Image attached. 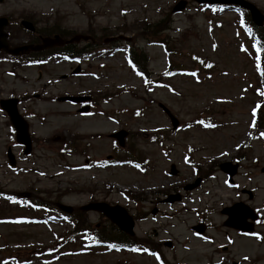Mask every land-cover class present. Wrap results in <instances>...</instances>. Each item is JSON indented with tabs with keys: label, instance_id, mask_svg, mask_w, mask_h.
Returning <instances> with one entry per match:
<instances>
[{
	"label": "rangeland",
	"instance_id": "1",
	"mask_svg": "<svg viewBox=\"0 0 264 264\" xmlns=\"http://www.w3.org/2000/svg\"><path fill=\"white\" fill-rule=\"evenodd\" d=\"M177 1H0V15L13 23L12 44L28 37L17 28L21 17L40 29L119 41L117 50L96 49L82 74L72 75L75 63L66 60L17 68L14 75L2 65L0 97L29 98L22 106L35 111L37 141L28 165L10 171L6 149L12 137L0 111V217L8 218L0 219V264H160L148 252L81 246L83 236L72 233L67 220H26L41 212L16 202L25 193L74 208L90 199L123 205L136 219L135 237L154 246L168 264H264V79L255 65L254 37L234 10L213 12L188 0L184 10L172 12ZM250 1L264 13V0ZM160 40H167V48L155 43ZM127 42L146 56L145 82L128 62ZM85 91L94 96L88 115L78 112L81 104L57 99ZM159 103L178 120L177 127ZM256 106H262L260 128L252 126ZM121 128L128 131L124 149L109 137ZM71 139L80 152L65 150ZM108 154L121 164L92 166ZM85 159L86 166H67ZM225 161L239 164L231 181L219 168ZM172 164L176 172L169 174ZM196 179L198 185L183 189ZM166 191L179 193L180 200L162 202ZM235 202L261 214L254 234L223 224L222 209ZM85 215L91 222L98 216ZM199 221L207 237L192 230Z\"/></svg>",
	"mask_w": 264,
	"mask_h": 264
},
{
	"label": "water",
	"instance_id": "2",
	"mask_svg": "<svg viewBox=\"0 0 264 264\" xmlns=\"http://www.w3.org/2000/svg\"><path fill=\"white\" fill-rule=\"evenodd\" d=\"M196 1L201 2V3L202 2L238 3V4H241L245 7H247L251 11L252 20L255 22V24L261 25L263 20H264V16L259 12V10L255 6L251 5L250 3L245 2L243 0H196ZM184 5H185V2L181 1L175 6L174 10L182 9L184 7ZM5 23H6V19L0 18V48H4L10 53L18 54V53H22V52H27L29 50H41V49L48 47L50 45L60 43L59 38H55V39L54 38H44L42 40V44L24 45V46H18V47H14V48H8L6 41H5L6 34L2 31V26ZM22 23L27 28L33 30V26L30 22L23 21ZM79 37L80 36H76V39H78ZM62 99L81 101V100H85L86 98H84V97H66V98H62ZM9 102L10 101L2 102V104L7 109L8 113L11 117V120L17 129V139L21 142H25L27 144V146H29V138L27 135L26 125L21 121L20 117L16 113L15 100L11 101V103H9ZM82 110H86V108H83ZM172 122H173V125H176V123H177L175 119H172ZM124 135H125V132L120 131L117 134H115L114 136L118 137L120 142L122 143V138ZM222 169L225 172L229 173L230 175H232L235 172V166H231L229 164H222ZM172 172H174V170H172ZM172 199L173 198H169V200H172ZM238 206L241 207V204H235L232 208L226 209V212L229 214V219L226 221V224L240 228L242 230H251L252 229L251 225L245 223V218L247 216L254 218V216L252 214H247V215H244L242 217H238V216L234 215L233 210ZM87 208H93V209L102 211L113 222H115L122 230H124L125 232H127L129 234L133 233V231H132L133 220L127 214L125 209H123L122 207H120L118 205L110 206L106 203L98 202V203L89 204L87 206ZM195 228L199 231H202V229H203L200 226L195 227Z\"/></svg>",
	"mask_w": 264,
	"mask_h": 264
},
{
	"label": "flooded vegetation",
	"instance_id": "3",
	"mask_svg": "<svg viewBox=\"0 0 264 264\" xmlns=\"http://www.w3.org/2000/svg\"><path fill=\"white\" fill-rule=\"evenodd\" d=\"M55 34H59L64 39H69L71 37V35H69L68 33H65V34L62 35L61 32L60 31L58 32L57 30L54 32L53 35H55ZM29 41H32V40L29 39ZM86 44H87V42H80V43H76V44L75 43H66L62 47H59V48H55V47L50 48L49 49V52L50 53H55L57 50H63V51H66V52H71L72 50H77L76 48H78L80 46V48L78 49V51L83 54L86 49H85V47H82V46H85ZM82 54H81V56H82ZM76 68L78 70L81 69L79 65ZM18 101H19V104L23 102V100L21 98H19ZM22 112L24 113L23 116H25L27 118V120H28V118L30 116H32V113L29 112V111L28 112H24L22 110ZM29 127H30V124H29ZM32 140L34 141L33 138H32ZM96 225L98 226L99 225V222H97Z\"/></svg>",
	"mask_w": 264,
	"mask_h": 264
},
{
	"label": "snow or ice",
	"instance_id": "4",
	"mask_svg": "<svg viewBox=\"0 0 264 264\" xmlns=\"http://www.w3.org/2000/svg\"><path fill=\"white\" fill-rule=\"evenodd\" d=\"M241 23L244 24L245 22L244 21H241ZM249 31H251V29H249ZM257 52L258 53L260 52V49L259 48L257 49ZM257 60H259V55H257ZM193 75H195V73H193Z\"/></svg>",
	"mask_w": 264,
	"mask_h": 264
},
{
	"label": "trees",
	"instance_id": "5",
	"mask_svg": "<svg viewBox=\"0 0 264 264\" xmlns=\"http://www.w3.org/2000/svg\"><path fill=\"white\" fill-rule=\"evenodd\" d=\"M262 57H263V70H264V55ZM125 240H127V239H125Z\"/></svg>",
	"mask_w": 264,
	"mask_h": 264
}]
</instances>
